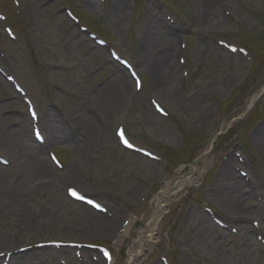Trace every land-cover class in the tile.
Instances as JSON below:
<instances>
[{"label": "rangeland", "instance_id": "obj_1", "mask_svg": "<svg viewBox=\"0 0 264 264\" xmlns=\"http://www.w3.org/2000/svg\"><path fill=\"white\" fill-rule=\"evenodd\" d=\"M32 1L39 11L32 12L28 8V0H15V3L14 0H0V12L6 17L5 22L0 23V68L16 76L28 91L40 117L50 109L67 119L72 130L74 127L79 129L82 118L75 110H80V104L86 101V96L94 95L96 88L110 75L116 73L127 77L121 68L110 61L105 49H101L104 51L102 54L94 48L95 44L86 34L77 44V51L72 49V32L80 31L63 14L64 8L71 9L79 17L80 24L88 27L138 67L143 91L130 103L132 109L126 103L127 100L125 102L128 92L123 98L124 109L133 112L132 121L138 130L128 131L123 126L135 146L150 151L160 160L151 161L140 154L124 151L118 145L112 147L107 131L113 136L115 123L95 111L96 140L81 134L80 130L77 137L73 138L88 143L84 153L89 163L87 168L82 166L76 169L75 181L83 185L82 193L112 213L115 217L114 229L108 235H103L86 231L81 225L73 232L61 227L47 228L45 221L51 218L46 219L47 214L40 211V198L45 187H37L29 202L24 204L26 212L33 216L37 212L40 214L33 221L16 222L19 225H15L14 213L9 211L7 202L0 205V230L19 236V244L26 247L21 253L34 257L28 259L31 262L29 264H101L99 255L86 248L35 247L38 243L102 245L111 251L112 264H124L138 236L142 240L148 239L147 231L152 228L149 218L154 213L157 195L169 190L176 178L190 170L201 175L199 184H190L166 198V212L154 232L155 243L148 244L144 251L145 258L138 264H160V257H164L169 264H219L215 257L218 250L226 254L224 264H264V247L251 246L248 261L240 251L241 237L252 229V220L256 219L262 224L264 235V207L256 214L250 213L237 220L223 211L210 193L222 162L229 155L235 159L234 153H239L246 164L235 162L234 167L250 173L257 186L253 198H247L243 205L251 211L256 208L254 205L258 199H264V155L251 140L253 131L258 126H264V0H215L210 11L212 14H208L210 18L222 17L224 23L211 28L209 25L215 24V19L204 21V25L195 22L198 0H121L123 10L115 16L109 11L110 0H91L94 2L92 7L87 6L89 0ZM148 6H152L160 18L169 23L173 29L172 35L148 27ZM60 15L63 18L58 21ZM4 25L11 27L17 41L5 36L2 31ZM53 26L59 29L55 30ZM71 28L75 30L71 32ZM141 34L147 37L152 34L155 40V51H145L147 55H158L174 45L176 64L180 56L184 59L183 65L178 64L176 75L174 70L164 77L166 81H173L175 90L180 79L178 105L172 109L161 105L168 117H159L151 109L154 123L163 128L165 136L162 133L153 135L138 116L140 102L150 107L149 97H152L160 103L156 93L148 87L147 76L143 72L145 61L137 52ZM218 40L222 43L218 44ZM198 42L204 52L196 61L192 55ZM180 43H184V50L180 49ZM229 44L234 45L236 51L230 52L221 46ZM74 56L85 61L82 66L73 61ZM183 71L186 76L182 77ZM254 97L256 99L253 101ZM193 98H200L199 104L204 108L198 123L194 122L193 108L188 107L189 100ZM0 104H4L0 113L7 117L0 126L1 132L16 126L21 120L16 112H23L24 108L8 86L0 92ZM65 127L69 131V126ZM26 143L30 144V140ZM48 146L58 154L67 169L73 160L68 144L57 141ZM44 155L42 151L43 158ZM0 156L7 158L1 152ZM8 161L10 165L4 168V189L7 192L14 176L21 175V170L13 167L12 159ZM128 162L142 167L147 166L145 162L155 166L154 176L144 177L143 169H140V173L129 170L126 168ZM94 168H101L102 176L108 177L110 185L101 184ZM75 181L61 183L58 187L60 193L64 195L65 186H75ZM39 182L35 181L33 185ZM126 185L137 189L135 195L128 197L123 192ZM62 205L69 206V203ZM202 206L212 210L214 218L229 228L233 227L236 232L218 228L209 220L212 230L207 234H198L195 223L188 218L191 215H204ZM80 211L96 215L87 208H81ZM123 221L127 222L125 226H122ZM145 226L147 231L143 229ZM30 229L31 233H26ZM0 249L1 252H7L4 248ZM210 250L214 251V255H209Z\"/></svg>", "mask_w": 264, "mask_h": 264}, {"label": "bare ground", "instance_id": "obj_2", "mask_svg": "<svg viewBox=\"0 0 264 264\" xmlns=\"http://www.w3.org/2000/svg\"><path fill=\"white\" fill-rule=\"evenodd\" d=\"M123 1H109V11L111 15L115 16L118 12H121L123 10ZM214 1L215 0H198L195 6V9L197 11L195 22L197 24L204 25V21L215 19V24L212 23L209 25V27L211 28L214 27V25H216L217 27L218 25H220V23H224V19L222 17L210 18V15L212 14L210 11L213 9ZM32 3V0H28V8L32 12L39 11V9L34 7ZM93 5L94 2L89 0L87 6L92 7ZM147 8L150 12L149 17L147 18V23H149L148 27L158 32L160 30L161 33L165 32V34L168 36L172 35L173 29H171V26L160 18L159 14L156 13V10L153 9L152 6H148ZM62 18L63 17L60 15L57 17V20L59 21ZM53 29L58 30L59 28L53 26ZM72 30L75 29L71 28V32ZM72 36L73 40H71V47L73 50L77 51V44L82 41L84 37L81 33H76V31L72 32ZM138 39L139 51L137 52L138 55L141 56V59L145 61L143 72L147 76L148 87L150 91L156 93L161 105L171 109L172 107L174 108L176 105H178L177 94H180L181 92L179 89L180 79H178V85L175 90V87L173 88L172 86L173 81L171 79L166 81L164 77L174 70V75H176L178 72L179 66L175 62V56L177 53L175 46H169L165 50V52H160L158 53V55H151L149 53L147 55L145 51H155V40L153 39V35L150 34L147 37V35L141 34ZM94 48L104 54V51L101 50L102 48L99 49L96 46H94ZM203 52L204 48L200 46L198 42L196 44L194 54L192 55L194 60L197 61L198 57H200ZM221 53L225 55V53ZM72 59L79 66H82V64L85 62L84 60L79 59L77 56L72 57ZM89 60H91V58ZM130 84L131 82H129V80L122 75H111V77H109L100 87L96 89L94 95L86 96V101H83L80 104L79 109L81 111L75 110V112H77L78 115H80V117L82 118V122L80 121L79 129L77 127H74L73 130L71 129L70 124L67 123L66 125L69 126V131L67 137L65 138L58 134L57 126L60 120L57 119V115H59V113L55 114V112L50 109L46 111L41 121L45 138L49 142L62 141L67 143L73 154L71 165L68 166L69 168L67 167V169L63 168L62 172L53 168L49 161L41 156L38 145L33 146L26 144V141L29 140V134L25 118H22L18 122V125L16 127L10 128L8 130H1L0 152L7 156V159H12L13 167H17L21 170V175L17 180L16 189L13 191L9 190L7 192L4 189L5 169L3 167H0V187H2L3 185V187L0 189V205L7 202L6 205H8L9 211H12V213H14L15 225H19L16 222H19L21 224L23 222L33 221L34 218L36 219L40 215L38 212L34 214V216L33 214L26 212L24 204L29 202L30 196L35 190V188L33 187L34 182L41 181V185L43 187H46L43 188L44 194L40 198L42 204V208L40 209V211L47 214L46 219L51 218L45 221L46 227H61L62 229H67V231L73 232L74 229L81 225L83 226V228H85L86 231L96 232L103 235H108L111 230L114 229L115 223H113L111 219L104 218L101 216V214H93L95 216H92L90 214V216L85 214L84 212H81L80 209L84 208L85 206H83L81 203L70 200L65 196V194H61V190L58 187L65 181H75L77 179V176L75 175V173H77L75 172L76 169L82 166L87 168L89 165V163H87L88 156H86V154L84 153L85 149L79 146L81 141H75V139L73 138L77 137L76 133L80 130L81 134H87L92 139H95V134L97 131L95 111L105 115L108 119H110L111 122L115 124L122 123V125L127 127L128 131L138 130L135 123L132 121L133 112L131 110L127 112L126 108L124 109L126 100H129L132 97L131 93L129 94V92H131L130 86H132ZM6 86H8V84L0 76V92ZM99 90L101 91L97 94ZM142 90L143 88H141L139 92H142ZM126 92H128V94L126 95L123 106V98ZM255 99L256 97H254V99L252 100L254 101ZM199 102L200 98H193L192 100H189L188 103V107L193 108V112H195V114L193 115V119L196 123L199 122L201 114L204 112V108H202ZM126 103H128V101ZM2 107H4V104H0V110L2 109ZM138 108L139 120L145 122V126L153 133V135H156L158 133H162L164 135L163 128L161 129V127L156 125V122L154 123V119H152V108L148 107L143 101L140 102ZM89 112L91 115H89ZM6 119L7 117L3 116V114L0 113V126L3 125L2 122L6 121ZM107 137L109 138V142L112 147L117 146L116 138L110 136L108 131ZM251 140L256 149L264 155V126H258L253 131ZM18 156L21 157L20 160H18ZM23 158L25 159V161L23 160ZM145 163L149 168L147 166H138L133 162H128L126 168H128L129 170H137L139 171V173L140 169H143L144 175H146L143 176L150 178L151 176H154V172L156 169L155 166L147 164V162ZM234 164L235 159L232 155H229L228 158L221 164L219 172L214 180L213 185L211 186L210 193L211 196L217 201L219 206L223 209V211L231 214L232 216H235V219L239 220L246 217L250 213L256 214L260 212L259 209L261 210L263 206L261 205V203H257L256 205H254L256 207L255 209H251V211H248L247 208L243 205V202L247 198H252L254 194V188H256V186L255 183L252 182V180L249 179V181H245L244 179L238 177L234 171ZM94 171L97 173V178L101 179L102 185H110V182L107 181L108 177L105 178V176H102L103 173L101 171V168H94ZM201 178L202 177L200 174H197L195 171L190 170L184 176L176 178L175 181L171 184V188L169 190H164L163 192L159 193V195H157L155 201L156 209L153 215L149 218V222H152V228L148 231L147 226L143 228L147 231L146 235L148 239L142 240L141 237L138 236L135 242L132 243L129 257L124 264H138L145 258L146 254L144 251H146V249L148 248V244L155 243L156 238L154 237V232L160 225L159 220L161 216L166 212L164 207L166 198L170 195L176 194L190 184L197 186ZM31 180H34L32 184ZM75 185L80 190L82 189L81 187H83L82 184L80 185L76 181ZM124 188L126 189L123 190V192L126 193L128 197L135 195V192L137 191L136 188L129 185H126V187ZM62 203H69V206L63 207ZM188 219L193 220V223H195V230L200 235L207 234L212 230V227L209 223V218L205 214H200L197 217L191 215ZM26 233H31V229L27 230ZM18 241H20L19 236H16L12 232L0 230V248H4L5 250H7V252H9L10 250L12 251L8 256V264L31 263L30 261H28V259H30V257L32 256H28V254L25 256V253L16 251V249L23 246L19 244ZM254 244L255 242L253 241V238L250 234L247 233L242 235L240 251L243 257L247 259V261L250 258L249 255L251 246ZM215 253H217V255L215 256L216 262L219 264H224L226 254H223L221 250H218V252ZM209 255H214V251L210 250ZM4 257V255L0 256V262L5 261ZM235 263L236 262H234V264Z\"/></svg>", "mask_w": 264, "mask_h": 264}]
</instances>
